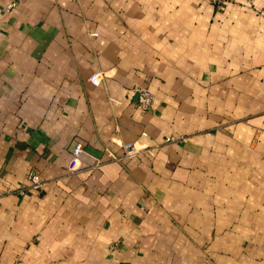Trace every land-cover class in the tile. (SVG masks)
<instances>
[{
	"label": "crops",
	"instance_id": "0c3cea01",
	"mask_svg": "<svg viewBox=\"0 0 264 264\" xmlns=\"http://www.w3.org/2000/svg\"><path fill=\"white\" fill-rule=\"evenodd\" d=\"M0 191V264H264V0H0Z\"/></svg>",
	"mask_w": 264,
	"mask_h": 264
},
{
	"label": "built area",
	"instance_id": "2783aa9c",
	"mask_svg": "<svg viewBox=\"0 0 264 264\" xmlns=\"http://www.w3.org/2000/svg\"><path fill=\"white\" fill-rule=\"evenodd\" d=\"M208 1H210L213 4L219 5V6H225L226 4L232 2L233 0H208ZM17 5H18L17 2H11L7 6V11L10 12L14 8H16ZM89 79H90L92 84H94L95 86H99L102 82V73L101 72H95L90 76ZM153 100H154V97L148 89H146V88L140 89L139 94H138V102H139V105H140L142 110L146 111V110L150 109L152 104H153ZM144 135H146V133H144ZM81 151H82V147L77 146L75 152L78 154ZM140 152H141V150L136 148V146L134 144H132V143L126 144V152H125L126 156H134V155L139 154ZM29 179L31 181L32 186L35 188H39L40 186L43 185V181H42L40 175L35 171H30ZM17 191L20 195H24L26 193L25 188H20ZM2 196H3V193L0 191V198Z\"/></svg>",
	"mask_w": 264,
	"mask_h": 264
}]
</instances>
